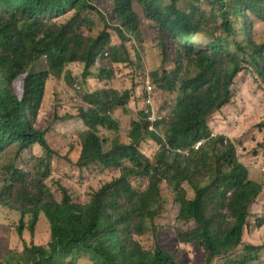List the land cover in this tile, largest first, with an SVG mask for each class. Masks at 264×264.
Listing matches in <instances>:
<instances>
[{"label":"trees","instance_id":"16d2710c","mask_svg":"<svg viewBox=\"0 0 264 264\" xmlns=\"http://www.w3.org/2000/svg\"><path fill=\"white\" fill-rule=\"evenodd\" d=\"M110 3L104 12L93 0H0V207L19 213V237L26 227L34 234L41 217L50 227L47 244L24 241L18 251L9 246V226L0 223V264H78L83 258L91 264H181L156 242L168 211L163 186L177 206L179 243L202 246L207 264L216 257L223 258L221 264L257 261L263 246L245 234L264 182L239 160L232 142L211 135L210 119L233 103L236 77L245 68L264 83V42L253 31L255 21L264 23V0ZM147 28L159 42L160 67L148 75L163 120L157 133L150 131L140 110L123 131L126 107L132 98L141 102L142 85L133 97L115 81L131 76L130 70L145 75ZM42 60L46 68L35 70ZM76 65L86 87L68 111L58 80L71 82ZM50 80L58 87L52 98ZM48 98L57 103L55 120L80 122L79 129L58 132L55 144L53 130L37 126ZM259 127L264 129V119ZM146 139L160 145L153 157L139 148ZM203 139L199 149L192 148ZM36 145L41 153L19 166L18 158ZM55 161L115 174L87 200H77L58 176L59 200L48 184ZM263 224L259 219L254 226ZM146 240L152 243L148 248Z\"/></svg>","mask_w":264,"mask_h":264},{"label":"rangeland","instance_id":"374dc122","mask_svg":"<svg viewBox=\"0 0 264 264\" xmlns=\"http://www.w3.org/2000/svg\"><path fill=\"white\" fill-rule=\"evenodd\" d=\"M94 3L104 12H108L111 0H93ZM89 17H97L96 15H88ZM110 19V18H109ZM214 24L209 25V28L213 29ZM207 30L205 26L204 30ZM254 39L257 42H264V23L255 21L253 23ZM145 45V46H143ZM143 49L141 50L146 73L142 76L140 73H136L132 70L131 76H123L117 79L115 85L121 89H131L132 95L137 93L138 88L142 85L141 81L145 80L149 75V72L160 67L159 61V42L156 31H152L147 28L143 35ZM174 49L170 54L174 55ZM172 63V60H171ZM73 66V65H72ZM71 66V67H72ZM78 69L74 70V77L71 78V82L68 79L62 80L63 84L58 80L61 93L63 96L62 105L65 110L71 111L74 103L81 99L82 92L86 87L80 80L81 67L76 65ZM46 68L45 62L42 60L35 65L34 69ZM125 70V69H123ZM56 80L48 81L47 95L52 98L54 93H57L58 87H56ZM81 84V85H80ZM154 85V83L152 82ZM75 86H82L80 91L75 90ZM78 88V87H77ZM80 89V88H78ZM55 96V95H54ZM58 96V93H57ZM157 93L155 95L157 106ZM48 98V103H43L42 108L39 111L37 120V126L41 129H52L53 134L51 142L57 143L60 139L58 132L67 128V131L80 128V122L74 119L68 120L66 123L60 121L59 118L54 119L55 102H51ZM74 98L77 100L74 101ZM57 106V105H56ZM128 115L122 117V128L125 131L128 128V122L130 119L138 115L142 108V103L133 98L130 105L127 107ZM120 110V109H119ZM60 113L64 110L60 109ZM67 112V111H66ZM264 119V83L259 79L249 68H245L236 77L235 93L233 103L224 107L222 114L216 113L210 119L211 130L217 134H225L231 139L237 150V156L239 160L245 165L249 166L253 174L262 178L264 182V129L259 127L260 121ZM57 132H56V131ZM58 134V135H57ZM105 134V133H104ZM110 135V133L105 134ZM159 144L151 139H146L140 143V150L148 157H153L155 152L159 149ZM41 148L36 145V149L24 152L18 158V165L23 167L29 164V160L32 154H40ZM53 170L55 175L48 179V184L53 189L57 199H61L60 189L57 187L56 181L58 176H62L68 185L72 186L73 194L77 200H87L89 193L104 180L111 178L115 172H109L101 169L100 167H90L88 169L80 170L77 166L63 161H55L53 164ZM133 182L137 185H145L138 179H133ZM189 194L191 190L187 189ZM163 191L167 200V213L161 221V225L157 228L156 242L164 249L168 250L181 264H207L208 253L207 251L196 243L183 244L177 241L175 234L176 227L180 224L174 217L176 210V203L173 194L163 186ZM264 220V193L258 198L251 207L250 222L253 225L245 234V238L251 240L254 243L261 244L263 249L259 255L257 261L249 264H264V224L257 228L255 227L256 220ZM24 222L27 224L28 217L24 218ZM0 223L7 224L11 230L9 236L10 248L18 251H22L23 242L30 244L33 242L37 245L47 244L50 240V227L45 219L41 217L37 223L34 234H31L26 227L23 231V237H19L16 228L20 223V215L17 212L10 211L4 207H0ZM151 241L146 240L143 242V246L146 248L151 246ZM241 248L236 249L232 254L241 252ZM223 262L222 257H216L211 264H221ZM78 264H91L87 259H81Z\"/></svg>","mask_w":264,"mask_h":264},{"label":"clouds","instance_id":"9594fccd","mask_svg":"<svg viewBox=\"0 0 264 264\" xmlns=\"http://www.w3.org/2000/svg\"><path fill=\"white\" fill-rule=\"evenodd\" d=\"M151 87V89H148V87ZM78 88H79V86H77ZM141 91H142V95H143V97H142V99H141V103H142V108H141V111H143L144 112V114L146 115V119H147V121L149 122V129H150V127L153 125L154 126V129H150V131H154V132H158V130H157V128H156V124L158 123V122H160V121H162L163 120V115L160 113V112H157L156 111V108H155V103H156V100H155V88H154V85L152 84V81H151V79H150V77L148 76L145 80H143V84H142V88H141ZM147 99H150L151 100V103H152V105H151V107L154 109V111H155V113L156 114H158V115H160L162 118L160 119V120H158L157 122H155V123H153L151 120H149V116H148V114H146L145 113V101L147 100ZM156 130V131H155ZM156 132V133H157ZM214 133V132H213ZM216 135H217V133H216ZM219 135V134H218ZM221 135H223L224 137H225V142H228V141H230V142H232L233 144H234V142L231 140V139H229L225 134H221ZM186 149V148H185ZM236 150V149H235ZM236 153H237V151H236Z\"/></svg>","mask_w":264,"mask_h":264},{"label":"built area","instance_id":"2783aa9c","mask_svg":"<svg viewBox=\"0 0 264 264\" xmlns=\"http://www.w3.org/2000/svg\"><path fill=\"white\" fill-rule=\"evenodd\" d=\"M148 89H151V87L149 86ZM145 105H146L145 106V113L148 114L149 120H151L153 123H155V122H157L158 120H160L162 118L160 115L156 114L155 111H154V109L151 107L152 103H151V100L150 99H147L145 101ZM150 129H154V126L152 125L150 127ZM211 135L212 136H215L216 133H212ZM204 141H205L204 139L198 141L192 148H194L195 150L199 149L201 147V145L203 144ZM234 146H235V149H236L235 143H234ZM177 151L178 152H182V153H188V149L179 148V149H177ZM263 170H264V166H263Z\"/></svg>","mask_w":264,"mask_h":264}]
</instances>
